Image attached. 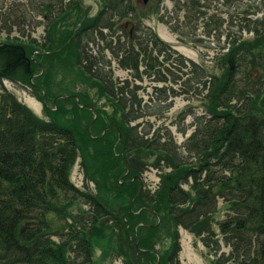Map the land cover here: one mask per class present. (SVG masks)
<instances>
[{"label": "trees", "instance_id": "obj_1", "mask_svg": "<svg viewBox=\"0 0 264 264\" xmlns=\"http://www.w3.org/2000/svg\"><path fill=\"white\" fill-rule=\"evenodd\" d=\"M73 1L72 11L80 14L82 8ZM98 1L101 7L97 15L85 21L70 42L71 33L64 30L67 24L60 28L62 19L56 6L49 4L45 8L46 33L48 42L51 37L57 41L54 46L29 55L22 42L0 44V84L9 77L24 81L41 96L40 101L48 97L51 106L57 108L52 121H43L0 90V264H94L96 242L116 235H120L118 256L125 264H157L156 255L158 264H180L178 228L199 237L216 254L220 248L213 225L229 248L228 254L221 253L214 264H264V87L261 91L260 83H252L250 87L255 90L249 87L239 92L242 82H237L229 70L234 64L238 69L244 66L239 59L241 48L231 47L225 59L227 71L220 77L211 76V82L204 78L207 108L196 117V127L182 145H176L168 131L163 140L157 135L148 137L149 133L141 134L132 124L141 117L135 110L140 105L136 85L128 81L113 85L104 72L106 65L94 57H88L89 66L82 67L78 53L84 54L85 47L81 39L95 33L123 69L134 72L136 79H141L142 69V74L148 73L156 83L164 80L151 63L152 54L169 50L170 55L173 50L154 33L140 32L144 37L139 41L138 34L129 38L125 31V40L117 38L113 48L102 36L103 30L116 27L112 17L125 19L129 14L140 27L142 19L154 10L147 13L148 6L136 7L133 0ZM184 1L186 16L200 7L199 0ZM177 11H184L182 5ZM59 48L62 50L54 52ZM98 55L103 58L102 51ZM69 58L80 68L79 78L104 97L111 109L109 115L102 117L85 100L86 95L53 96L57 94L49 81L53 65L67 66L71 64ZM41 64L45 65L44 72ZM221 64L219 60L217 69ZM39 73L41 78L35 79ZM191 81L187 77L184 87ZM91 110L96 116L93 135L87 126L92 114L89 120L85 115ZM90 149L91 156L99 160L89 157ZM78 151L86 177L87 159L95 165L98 194L82 195L91 210L72 216L74 193H79L69 181V169ZM145 152L156 155L151 158L152 167L161 172L153 192L139 191L141 175L151 166L141 161ZM105 192H111L112 199ZM115 200H119L118 206L112 203ZM218 202L224 207V217L215 221ZM107 221L114 225L112 234L109 227L104 228ZM135 245L152 252H139Z\"/></svg>", "mask_w": 264, "mask_h": 264}, {"label": "rangeland", "instance_id": "obj_2", "mask_svg": "<svg viewBox=\"0 0 264 264\" xmlns=\"http://www.w3.org/2000/svg\"><path fill=\"white\" fill-rule=\"evenodd\" d=\"M50 1L0 0V44L22 42L29 55L37 53V51H34L36 49L40 51V49L44 50L54 46L57 41L51 37L48 42L49 36L46 33L48 12L45 11V8L49 4L53 7L56 6L55 9L62 19L60 28L62 29V26L65 23L67 24L64 30L71 33L68 39V42H70L78 28L83 26L85 21L94 18L101 7L98 0H77L78 5L82 2L84 6L83 8L80 5L82 11L79 14L77 11H72L71 1L73 3V0H55L53 3ZM133 1L137 3L136 7L143 5L141 0ZM199 1L200 7L196 13L186 16L187 11L184 0L179 2L160 0L159 3L157 0H149L143 6H148L147 8L144 7L147 13L151 10H154V12L148 14L146 19H142L140 27L128 14L125 19L112 17L117 21L115 22L116 27L113 30L105 29L102 31V36L110 40V45L113 48L117 47V38H120L121 41L125 40L123 31L129 32L131 22L136 23V26L132 34H128L129 38H132L134 34H138L141 38L139 41H142L144 37L142 33L151 32L152 35L154 33L159 40L173 50H170L172 56L167 54L169 50L164 51V53L155 50L152 54L151 63L155 66V70L162 72L160 76L164 83L154 82V78L149 77L148 73L142 74V69L139 72L141 79H136L134 72L125 70L119 65L118 60L112 56L109 49L104 50V42L100 41V36L98 38L95 33L93 37L84 36L81 39V45L85 47V50L83 51L84 54L82 52L78 53L82 67L89 66L86 63L88 57H94L102 61L107 68L104 72L109 76L113 85H122L127 81L136 85V87L134 86L137 89L136 97L140 100L141 106L136 105L135 110L140 111V113L137 112L141 117L134 120L132 124L137 126V131L141 134L149 133L148 137L157 135L162 140L166 138L164 134L168 131L172 140L178 146L182 145L186 138L191 135L196 127V117L203 115L207 108V101L203 99L208 90L202 84L204 78L207 77V82H211V76L217 75L220 77L222 73L227 71L228 60L225 59L227 54L231 52V47L241 48L240 55H238L240 61H244L243 67L238 69L234 64L235 68L232 69L231 67L232 70H229L232 76H236L237 82H242L241 91L239 92L248 89L252 83L253 85L260 83L261 91L264 87V42H262L264 34V0ZM181 5L184 11L178 12L177 9H180ZM186 5L189 6V3L187 2ZM85 14L86 17H84ZM56 15L57 12H54V16ZM125 22H128V25H125ZM173 28H178L177 32H174ZM258 43L260 46H258ZM243 48L247 49L244 50ZM61 50L62 48H59L54 52ZM98 51H102L103 58L98 55ZM168 56L170 57L169 60H167ZM219 60L222 61L221 69H217ZM68 62L71 64L67 66L60 63L53 65L54 70H52L51 80H49L52 89L55 90L54 93H57L53 96H56L55 98H65L68 94L86 95L85 100L90 102L102 117H104L102 115L104 113L109 115L111 109L105 105L104 97H99L97 91L90 87L89 82L79 78L80 68L74 65L72 58H69ZM252 63L254 67H252ZM43 66L45 65L41 64V72H44ZM41 75L39 73L34 77L39 79ZM187 77L192 79V84L184 87V81ZM10 78H3L0 90L14 97L38 119L52 121L57 108L54 105L51 106V99L47 97L44 99V104H42V101H40L41 96L31 90L29 85H26L24 81L18 80L19 82H17ZM251 79L256 82L251 81ZM41 81H44V79ZM155 87L161 88L163 92L157 91ZM250 89L255 90L254 87H250ZM206 99L208 100L207 97ZM85 115L86 120H89L91 116L92 121L87 125L91 132L93 120L96 118L95 113L92 111L91 113H85ZM85 123L83 124L85 125ZM90 132L88 131V134ZM91 133L94 134L93 131ZM91 155H93V152L90 149L89 157ZM154 156L156 155H148L147 152L141 154V161H146L151 166L145 168L141 175L139 191L144 189L153 192L159 185L161 172L159 169L152 167L154 160L152 161L151 158ZM91 157L95 161L99 160V157ZM87 161V177L82 167V157L79 151L76 153L75 160L69 169V181L79 193V195L74 193L75 198L72 200V204L76 206L70 207L72 216L78 212L87 213L91 210L85 203L86 197H82V195L96 196L98 194L96 172H93L95 165L91 160L87 159ZM104 195L110 199L113 197L111 192H105ZM112 203L117 206L120 204L119 200ZM214 214L215 221L223 219L224 207L220 202H218V212ZM108 221H111L110 218ZM108 221L104 228L109 227L110 234H112L111 230L114 231V225ZM212 228L219 240L220 250L216 254L210 251L213 247L206 248L199 237L190 234L188 230L182 227L178 228L180 248L177 257L180 264H214L216 259H220L218 257L221 253L228 254L229 248L222 242L219 230L215 225ZM92 229L94 228L92 227ZM119 243L120 235L110 238L109 241L103 239L99 242L98 240L93 249L92 262L94 264H125V259L118 256ZM75 256L76 253L72 254L71 260ZM81 260V258L78 259V262Z\"/></svg>", "mask_w": 264, "mask_h": 264}, {"label": "water", "instance_id": "obj_3", "mask_svg": "<svg viewBox=\"0 0 264 264\" xmlns=\"http://www.w3.org/2000/svg\"><path fill=\"white\" fill-rule=\"evenodd\" d=\"M149 0H142V3H143V5H146L147 4V2H148ZM85 17V16H84ZM132 28H133V25H132ZM135 249L137 250V251H139V252H152V251H142V250H140V249H138L137 248V245H135ZM157 256V264H158V262H159V256L158 255H156Z\"/></svg>", "mask_w": 264, "mask_h": 264}]
</instances>
